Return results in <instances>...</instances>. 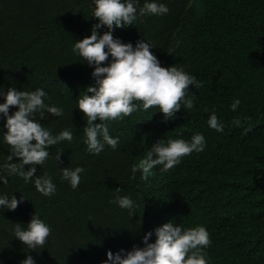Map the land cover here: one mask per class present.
Wrapping results in <instances>:
<instances>
[{"label":"trees","instance_id":"16d2710c","mask_svg":"<svg viewBox=\"0 0 264 264\" xmlns=\"http://www.w3.org/2000/svg\"><path fill=\"white\" fill-rule=\"evenodd\" d=\"M145 2L134 0V25L116 28L114 38L134 47L145 40L161 66L182 68L202 86L190 85L186 97L194 107L181 102L167 121L159 107L144 111L134 101L137 111L106 121L109 134L119 138L116 149L105 144L97 155L87 149V118L78 108V97L95 85L94 66L73 51L99 23L94 0H0V103L9 88L44 89V103L63 115L45 110L35 119L53 136L65 129L73 134L72 141L49 146L44 164L36 165V175L46 174L56 186L44 196L35 177L26 183L4 167L20 161L8 159L12 149L0 113V197L21 201L15 210L0 206V264H21L29 255L35 264H103L109 250L144 247L148 231L154 242L155 229L167 222L207 229V264H264V0H147L169 11L140 15ZM17 110L10 107L9 114ZM213 111L222 132L208 124ZM197 133L205 137L202 152L182 157L168 172L154 167L146 181L142 170L133 172L157 141L190 142ZM65 167L85 170L77 188L62 179ZM117 196H128L135 207L121 208ZM35 214L51 234L43 248L31 249L14 227L26 229Z\"/></svg>","mask_w":264,"mask_h":264},{"label":"clouds","instance_id":"9594fccd","mask_svg":"<svg viewBox=\"0 0 264 264\" xmlns=\"http://www.w3.org/2000/svg\"><path fill=\"white\" fill-rule=\"evenodd\" d=\"M94 4L93 15L98 18L99 23L93 26L90 36L75 42L73 51L87 61L89 66H94L92 76L95 85L88 86L84 94L78 97V108L87 118L83 129L87 149L90 153L98 155L103 151L105 144L116 149L119 143V138H113L109 134L106 121L130 116L139 109L140 104L144 111L159 107L167 121L181 109V102L185 109L194 107V100L187 98L186 92L190 85L199 88L202 84L182 68L174 65L161 66L159 59L150 51L151 45L145 40L137 41L134 47L130 42L124 43L119 38H114L112 33L116 28L134 25L137 19L134 0H94ZM168 11L166 5L146 0L139 9V14L163 15ZM102 26H107L108 31L101 35L98 29ZM46 95L44 89L18 91L9 88L5 102L0 103V113L6 117L4 127L7 132L4 134V140L12 149L8 159L11 161L17 158L20 161L4 166L8 174L18 175L26 183L35 177L37 191L44 196H51L55 193L56 186L46 174L36 175V165L44 164L50 154L49 146L65 140L72 141L73 134L65 129L53 136L35 119L37 112L43 116L45 110L57 117L63 115L61 108L44 103L43 97ZM239 104L240 100L236 99L231 105L232 110L235 111ZM16 106L18 110L9 114L10 107ZM97 119L101 122L95 123ZM234 123L239 125L240 120L237 118ZM208 124L217 131H223L214 111ZM204 148L205 137L199 133L194 134L190 142L184 139H168L167 142L159 140L153 144L146 157L133 166V172L142 170L141 179L146 181L154 167L162 165L161 172H168L180 163L182 157L193 152H202ZM61 153H56L58 161ZM25 165L30 167L25 170ZM61 171L62 179L68 181L75 189L80 184V174L85 170L82 167H65ZM3 183H8L7 178H3ZM116 191L118 193L121 189L117 188ZM23 198L21 197V200ZM20 202L14 195L11 199L7 196L0 197V206H6L9 210H15ZM115 202L123 209L132 210L135 207L133 200L128 196H117ZM14 233L15 237L29 248H43L51 234V228L35 214L26 229L22 224H15ZM152 235L153 232L148 231L143 236L144 247L134 245L130 251L121 249L115 254L109 250L108 259L103 264H207L203 249L208 247L211 241L204 226L184 230L181 226L167 222L155 229L154 242H151ZM21 264H35V261L29 255Z\"/></svg>","mask_w":264,"mask_h":264}]
</instances>
